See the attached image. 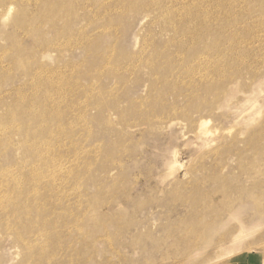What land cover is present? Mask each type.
<instances>
[{"label": "rangeland", "instance_id": "1", "mask_svg": "<svg viewBox=\"0 0 264 264\" xmlns=\"http://www.w3.org/2000/svg\"><path fill=\"white\" fill-rule=\"evenodd\" d=\"M118 1L0 0V264H264V0Z\"/></svg>", "mask_w": 264, "mask_h": 264}, {"label": "bare ground", "instance_id": "2", "mask_svg": "<svg viewBox=\"0 0 264 264\" xmlns=\"http://www.w3.org/2000/svg\"><path fill=\"white\" fill-rule=\"evenodd\" d=\"M121 1H124V0H120V1H118V3H121ZM23 2L22 1H20V4H22ZM44 6L45 7H48V9H49V12H48V14H49V16H55V15H57V11H58V9H59V5H57V4H54V3H48V4H44ZM13 8V3H8L6 6H5V13L6 14H8V12L11 10ZM21 12V14L23 15V11H20ZM181 13V12H180ZM180 13H178V14H176V16L178 15H180ZM21 15V16H22ZM196 16H197V12H187V14H186V16H184L185 17V19L186 20H191V21H185V20H181L182 22H183V24H184V26H182V27H178V33L179 34H181V35H183V34H190V36L192 37L194 34H195V31H196V28H195V24H193L192 22L195 20V19H198V21H202V19L203 20H205L206 19V17L207 16H202V18H196ZM173 17V16H172ZM165 25H168L169 23L168 22H165L164 23ZM190 28H191V30H190ZM15 114H17V113H15L14 112V115ZM41 114H42V112H41ZM18 115V114H17ZM44 115L45 116H50L51 114H49L48 113V115H46L45 113H44ZM12 118V114L11 115H8V116H6V118H5V123H6V128L9 130L10 129V124H11V122H12V124H15V122H14V120L13 119H11ZM39 118H41V116H39ZM36 120H37V118H33L32 119V121H33V123L35 124V122H36ZM25 126V125H24ZM9 133V132H8ZM48 151V150H47ZM43 152H41V154H42ZM45 154H46V152H45ZM174 162V161H173ZM59 171H60V169H58ZM56 168H52V170H51V176H52V178L54 179V180H57V175H58V173L56 174ZM35 175L36 174H34V173H31V178H30V180L31 179H33L34 177H35ZM59 180L61 181L62 180V178H61V176H59ZM62 187V186H61ZM57 193H59V192H57ZM3 198V199H6V200H9V201H17V198H16V192H8L7 194H6V196H0V198ZM44 202L43 203H38V204H36L37 206H39V205H42V204H48V205H54L55 203H57V202H59L60 201V199L58 198V197H56V199H55V197L53 198V199H46V200H43ZM20 211V210H19ZM24 213H26V214H30V213H28V212H24ZM27 224H30L32 227H33V223L31 222V219H27ZM11 229H13V228H11ZM14 231H17V229H13ZM240 232L241 231H239L238 233L240 234ZM39 233L40 234H42V229H40L39 230ZM238 233L236 234V235H238ZM39 237H41V236H39ZM50 254L49 253H47V252H43L42 254H40L39 256H38V258H44L45 259V262H44V264H51V260H50ZM61 261V260H60ZM31 264H35V262H33V263H31ZM37 264V263H36Z\"/></svg>", "mask_w": 264, "mask_h": 264}]
</instances>
